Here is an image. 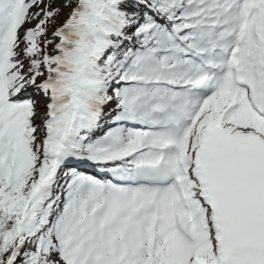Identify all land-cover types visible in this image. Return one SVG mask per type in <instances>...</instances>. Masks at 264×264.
Returning <instances> with one entry per match:
<instances>
[{
  "label": "snow or ice",
  "instance_id": "1",
  "mask_svg": "<svg viewBox=\"0 0 264 264\" xmlns=\"http://www.w3.org/2000/svg\"><path fill=\"white\" fill-rule=\"evenodd\" d=\"M0 264H264V0H0Z\"/></svg>",
  "mask_w": 264,
  "mask_h": 264
}]
</instances>
